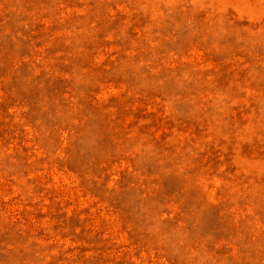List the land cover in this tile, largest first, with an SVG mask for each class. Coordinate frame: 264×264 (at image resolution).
<instances>
[{"label":"rangeland","instance_id":"rangeland-1","mask_svg":"<svg viewBox=\"0 0 264 264\" xmlns=\"http://www.w3.org/2000/svg\"><path fill=\"white\" fill-rule=\"evenodd\" d=\"M0 264H264V0H0Z\"/></svg>","mask_w":264,"mask_h":264}]
</instances>
